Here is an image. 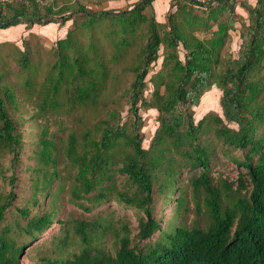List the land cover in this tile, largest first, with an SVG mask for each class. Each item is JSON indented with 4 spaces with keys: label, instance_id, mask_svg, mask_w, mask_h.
I'll return each instance as SVG.
<instances>
[{
    "label": "trees",
    "instance_id": "obj_1",
    "mask_svg": "<svg viewBox=\"0 0 264 264\" xmlns=\"http://www.w3.org/2000/svg\"><path fill=\"white\" fill-rule=\"evenodd\" d=\"M72 1L0 0V29L78 22V13L87 17L79 25L87 32L69 30L57 41L34 114L24 116L17 92L24 87L31 93L34 86L38 65L30 59L29 39L23 47L15 44L13 54L28 73L22 85L16 89L5 80L8 69L0 73V150L12 155V173L3 175L10 188L0 185V264H26V248L54 224L60 232L52 236L54 248L40 258L42 264H264V0L240 2L248 22L236 14L238 0H175L177 9L164 22L151 13L154 0L130 2L121 11H95L84 3L89 0H75L71 12ZM90 1L101 5L110 0ZM237 22L242 42L235 57L227 44ZM103 26L116 47L109 62L130 46L133 34L146 30L131 67L134 79L121 94L131 121L123 120L118 104L104 105L107 116L100 117L99 104L114 74L101 58L100 37L94 32ZM199 32L211 35L200 37ZM79 34L89 40L81 42ZM160 57L162 69L147 79ZM214 81L223 90L222 113L211 111L196 122L193 107ZM149 84L154 87L151 97ZM148 109L159 112L160 124L146 147L140 111ZM81 110L83 125L66 128L67 134L62 124L58 134L41 121L30 132L35 148L32 162L25 163L21 154L30 144L24 124ZM94 112L98 119L89 123ZM218 150L246 168L237 185L213 175L211 163ZM16 164L26 165L33 179L32 194L21 206L15 204ZM184 170L187 182L179 186ZM189 186L197 214L203 212L202 204L206 207L204 226L198 220L191 225L177 220L188 209ZM64 191L84 212L112 200L135 209L137 224L115 219L113 213L104 216V211L61 216L56 201ZM161 196L165 203L177 201L166 222L156 212V197ZM11 207L17 217L5 222ZM108 235L113 237L110 246L105 244ZM73 244L77 248L69 251Z\"/></svg>",
    "mask_w": 264,
    "mask_h": 264
},
{
    "label": "rangeland",
    "instance_id": "obj_2",
    "mask_svg": "<svg viewBox=\"0 0 264 264\" xmlns=\"http://www.w3.org/2000/svg\"><path fill=\"white\" fill-rule=\"evenodd\" d=\"M136 1L138 0H110L100 5L96 4L94 1L89 0L84 3L87 5V7L92 8L95 11L107 9L121 11L126 9L127 6H129L130 2ZM242 1H248L254 5L256 3V0H238L236 14L239 18H246V22H248V11L240 5V2ZM159 2L161 1L159 0ZM169 3L167 4V7L169 9L162 10L164 8L160 6L161 4L158 5V2L154 0L152 10L153 12L151 13H155L158 20H162L163 22L165 20L167 21L168 14L177 9V6L175 5V0H171L169 1ZM71 4L72 12L74 8L77 7V4L75 0H73ZM69 13L70 11H68L66 14ZM76 15L77 16L75 17V19H77L78 22H74V19H71L62 25H60L59 23H50L47 25L36 24L31 29H27L26 24H22L8 29H0V73L5 72L8 69V72H6L5 77V80L7 82L12 84L17 89L18 86L22 85V83L24 82V78H26L28 75L27 72H23L21 70L13 56L16 47L15 44H17V46L23 47L24 39H29V49L31 51L30 59L38 65L37 71L33 76L34 86L32 87L31 93H29L28 89L24 87H19L17 89V92L19 93V96L22 99V110H24V116H30L38 110L36 102L39 96H41L42 94V86L46 84L44 77L46 70L49 66L48 63L53 62V60H55L53 52L55 50L57 41L62 38H65L69 30H75L77 33L81 32L82 34L83 32H87L85 28L83 29L82 26H79L82 21L86 20L87 17L82 16L81 13H78ZM236 25L238 27V30L231 32L232 39L227 44V49L233 52L235 57L238 56V51L242 42L239 30L241 28V23L237 22ZM105 30H107V27L105 26L100 28L95 27L94 32H97H95L96 37H100L97 43L101 46V58L107 61V65L110 69H112V72L114 74L113 79L110 78L108 80V87L105 89L101 102L99 104L100 109L102 108V111L100 112V117L105 118L107 116V113L103 108L104 105V107L110 108L118 104V106L122 108L123 120L125 122L131 121V115L128 113V105L126 104V98L121 97V94L123 93L124 87H128L134 79V72L132 71L131 67L137 62L139 58V51L141 49L142 44L144 43V40L141 36V32H145L146 30L143 29L141 32L138 31L137 33L133 34V37H131L130 39V46L124 47V51L122 50V55H118L119 57L115 62H109V60L112 59L113 55L116 52V47L112 42V38L105 34ZM210 35V33L203 34L199 32L200 37H206ZM78 36V39L81 42L89 40L83 35L79 34ZM161 69L162 57H160L157 62L153 63V68L148 74L147 79H149L152 74H155ZM149 86L151 89L147 91V94L149 97H151L150 91H152L154 87L151 84H149ZM222 94L223 90L220 83L214 81L212 86L202 96L200 104L198 106L193 107L195 110L194 117L196 122L199 121L205 114L211 111L219 112L220 114L222 113V107L220 103ZM115 107H117V105ZM140 112L144 119V124L142 128V132L144 134L143 145L148 147L160 124L158 120L159 112L156 109L142 110ZM83 115L84 113L82 112V110L73 111L71 113H62L57 114L55 116H50V118H48L47 120L39 117L37 121H30L24 124L22 128H24L26 132L25 139L28 142L27 145H30L21 154V158L27 164L32 162V159L30 160L29 156L35 146L31 143V138L34 137V135H31L30 132L35 131L41 121L43 123L47 122L51 127V131H57L58 134L61 133L58 130L59 126L62 124V126H64L65 128L64 133L67 134L68 130H66V128L79 129V127L83 125L82 122L78 119V117ZM95 115V112L92 113V119L88 120L89 123L95 120L96 117L93 118ZM18 116H20V114H18ZM232 125L235 127L237 126L235 123H233ZM217 152L218 156L213 157L211 163L213 175L215 176L216 180H218L220 177L228 178L230 181H234L235 185H237V179L240 175V172H246V168L244 166H238L236 162H233L228 157H224L220 150H218ZM234 153H236V151ZM11 156L12 155H10L8 152L4 153L0 150V185H2L1 187L10 184L8 179L5 180L3 178V175L5 174L6 176H10L12 173L9 168L11 166ZM16 167V174L18 179L16 181L17 186L15 190L18 192L19 197L15 201V204L21 206L22 203H25L26 198L30 197V195L32 194L33 179L31 178L29 171H26V165L20 166L19 164H16ZM188 175L189 174L186 172V170L182 172L180 177L182 180L180 179L178 183L179 186H183L184 182H187V179L185 178H187ZM183 176L185 178H183ZM57 184L58 181L54 183V190H57ZM3 188L9 189L10 187L8 185L7 187ZM187 190L188 209H185L186 211H182V216L177 217V220H179L180 222L181 220H183L187 225H191L194 220H198L199 225L204 226L207 220L205 212L206 207L204 204H202L203 212L198 215L195 200L193 198V192L190 186L187 187ZM178 193L179 192L177 191L174 196L176 197ZM162 196L158 198L156 197V212L159 213L163 222H166L175 213L177 201L173 199L165 203L164 200L166 201V198ZM42 199L44 200L45 197H42ZM49 199L50 197L47 198V200ZM56 204L59 207V214L61 216H66L69 218L73 216H79L80 214L90 216L97 213L98 211H104V216H107L108 213H113V217L115 219L122 218L123 220L128 221L130 224H132V226H135L137 224V211L132 208L124 207L120 204L117 205L115 200L107 202L98 207L97 209L93 210L91 213H88L84 212V210L78 205L72 203L69 200V195L66 191H64L61 192L58 196ZM158 210H160L161 212ZM35 211L37 210H34V212ZM6 216L7 217L5 222H13L14 219L17 217L16 209H14L13 207L9 208V211L6 213ZM59 232L60 226L54 224L41 237H39L35 241H32L29 247H27L25 250L27 252V250L30 249V251H28V254L25 253L23 256V260L25 261V263L42 264L43 261H40V258H42L44 255H50V253L52 252L51 249L54 248L51 238L53 235L59 234ZM157 233H155L154 237H156ZM106 239H108V241H106L105 244L110 246L112 244L113 237L111 235H108ZM33 247H35V249ZM74 248H77V244H73V247H71L69 251Z\"/></svg>",
    "mask_w": 264,
    "mask_h": 264
},
{
    "label": "crops",
    "instance_id": "obj_3",
    "mask_svg": "<svg viewBox=\"0 0 264 264\" xmlns=\"http://www.w3.org/2000/svg\"><path fill=\"white\" fill-rule=\"evenodd\" d=\"M161 2H159V0H156V2H158V5L159 4H161L160 6H162V8H164V9H162V10H168L169 8L167 7V4L169 3V1H171V0H160ZM168 2V3H167ZM171 3V2H170ZM170 3H169V5H170ZM168 5V6H169ZM164 12V11H163Z\"/></svg>",
    "mask_w": 264,
    "mask_h": 264
},
{
    "label": "built area",
    "instance_id": "obj_4",
    "mask_svg": "<svg viewBox=\"0 0 264 264\" xmlns=\"http://www.w3.org/2000/svg\"><path fill=\"white\" fill-rule=\"evenodd\" d=\"M197 2H199L198 4H207V2H213L215 0H196Z\"/></svg>",
    "mask_w": 264,
    "mask_h": 264
}]
</instances>
